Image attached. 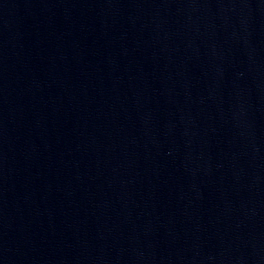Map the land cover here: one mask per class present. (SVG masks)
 Segmentation results:
<instances>
[{
    "label": "water",
    "instance_id": "95a60500",
    "mask_svg": "<svg viewBox=\"0 0 264 264\" xmlns=\"http://www.w3.org/2000/svg\"><path fill=\"white\" fill-rule=\"evenodd\" d=\"M0 264H264V0H0Z\"/></svg>",
    "mask_w": 264,
    "mask_h": 264
}]
</instances>
